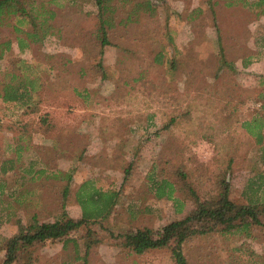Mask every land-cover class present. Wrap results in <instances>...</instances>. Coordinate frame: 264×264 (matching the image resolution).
I'll list each match as a JSON object with an SVG mask.
<instances>
[{"label":"rangeland","instance_id":"374dc122","mask_svg":"<svg viewBox=\"0 0 264 264\" xmlns=\"http://www.w3.org/2000/svg\"><path fill=\"white\" fill-rule=\"evenodd\" d=\"M42 1L55 17L41 42L20 47L27 21L0 24V166L20 156L0 172V264L20 222L81 219L84 194L112 197L109 212L11 264H174L169 249L130 253L123 235L186 217L222 177L234 203L259 201L262 224L194 238L189 262L264 264V186L250 184L264 170V0H112L104 46L94 0ZM14 72L36 81L28 102L1 96ZM253 118L263 122L254 134Z\"/></svg>","mask_w":264,"mask_h":264},{"label":"trees","instance_id":"16d2710c","mask_svg":"<svg viewBox=\"0 0 264 264\" xmlns=\"http://www.w3.org/2000/svg\"><path fill=\"white\" fill-rule=\"evenodd\" d=\"M120 1L127 2L130 0ZM94 3L98 7L97 15L99 18L97 38L102 40V45L104 46L109 43L110 30L114 28L116 23L114 16L116 6H113L112 0H94ZM136 7L138 9L142 7L150 8L152 6L148 1H140L136 2ZM14 17L18 19V24L27 21L32 25L30 30H23L16 26V29L24 32L26 39H28L18 38L21 48L32 42H41L44 37L53 32V24L50 21L54 19L55 11L52 8L46 9L43 1L37 3V0H0V24L8 23ZM128 19L132 20L130 17ZM7 45L10 47V42H7ZM162 56L164 57V52L159 51L155 59L160 61ZM223 60L226 62L224 57ZM230 65L233 68V64L229 63ZM13 79L1 94L3 100L6 102L23 101V103L31 100L34 97V92L38 89L35 79L29 77L27 74L18 76L16 72H14ZM261 84H264V75L261 77ZM261 102V107L264 109V94L261 95ZM261 120L258 121L254 118L246 120L244 126L254 134L252 130L253 124L256 123L255 127L260 129L263 124ZM258 139L259 141L262 139L260 131ZM18 145L19 149L28 147L27 144L19 143ZM19 159L20 156L18 155L16 159L4 161L0 166V172L7 173L10 170H14L16 168L15 161ZM44 173L46 171L42 169L36 171L37 175ZM258 182H260L259 187L264 186V170L250 184L255 185ZM167 184L171 185L170 182L163 179L159 187L166 186ZM3 187L4 184L0 183V188L3 189ZM217 191L216 194H212L206 198H201L194 192L198 205L191 214L165 224L160 231L144 227L126 233L123 235L125 236V246L130 249V253L137 254H143L152 249H169L171 250L174 264H190L187 247L194 238L211 235L216 232L222 235L245 232V234L250 235L254 222L262 224L257 211L258 200L251 198L248 204L234 203L230 199L231 186L230 181L226 177H222L219 180ZM67 195L68 191L66 189L64 197ZM100 198L96 194H91L90 196L84 194V198H82L84 217L77 220L66 217L64 212L60 215L57 213L51 214L55 218L53 221H42L40 213L33 212L28 222L25 221V224L20 222L19 232L7 239L5 245L6 259L3 264H11L20 253L40 241L58 238L64 239L71 231L79 229L88 219L97 216L103 217L106 211L107 213L109 212V208L113 203L111 199L113 198L109 197L103 204H100ZM11 206L15 207L13 203ZM70 240L72 238L64 241ZM262 257L264 258V256ZM232 259V262L230 261L229 264H239L238 261L242 260L241 256H234Z\"/></svg>","mask_w":264,"mask_h":264}]
</instances>
